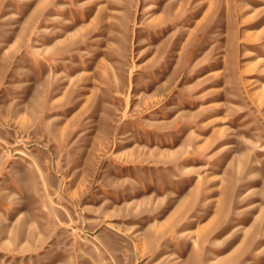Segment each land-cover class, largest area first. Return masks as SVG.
I'll return each mask as SVG.
<instances>
[{"label": "rangeland", "instance_id": "rangeland-1", "mask_svg": "<svg viewBox=\"0 0 264 264\" xmlns=\"http://www.w3.org/2000/svg\"><path fill=\"white\" fill-rule=\"evenodd\" d=\"M0 264H264V0H0Z\"/></svg>", "mask_w": 264, "mask_h": 264}, {"label": "bare ground", "instance_id": "bare-ground-1", "mask_svg": "<svg viewBox=\"0 0 264 264\" xmlns=\"http://www.w3.org/2000/svg\"><path fill=\"white\" fill-rule=\"evenodd\" d=\"M169 18V17H168ZM174 18V17H173ZM175 18H177V17H175ZM172 20V19H171ZM172 22H174L173 20H172Z\"/></svg>", "mask_w": 264, "mask_h": 264}]
</instances>
